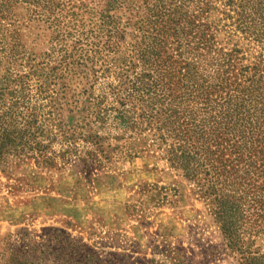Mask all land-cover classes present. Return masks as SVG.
Returning <instances> with one entry per match:
<instances>
[{
  "label": "trees",
  "instance_id": "16d2710c",
  "mask_svg": "<svg viewBox=\"0 0 264 264\" xmlns=\"http://www.w3.org/2000/svg\"><path fill=\"white\" fill-rule=\"evenodd\" d=\"M24 1L49 46L38 56L17 30L0 38V161L89 174L153 153L205 189L240 264H264L262 196L246 216L243 192L216 184L220 163L241 164L234 150H264V0H196L192 11L144 0L154 4L135 21L117 13L127 0Z\"/></svg>",
  "mask_w": 264,
  "mask_h": 264
},
{
  "label": "rangeland",
  "instance_id": "374dc122",
  "mask_svg": "<svg viewBox=\"0 0 264 264\" xmlns=\"http://www.w3.org/2000/svg\"><path fill=\"white\" fill-rule=\"evenodd\" d=\"M66 1L95 7L104 0ZM193 1L186 5L198 10ZM153 4L127 0L117 13L130 9L135 21ZM32 18L26 1L0 0V38L6 28L17 30L23 45L40 56L50 34ZM218 18L215 13L210 20ZM218 37L225 39L223 32ZM234 151L241 164L220 163L216 184L231 196L243 192L248 216L255 192L264 200V150ZM246 152L251 170H243ZM71 167L48 171L26 158L0 161V264H240L205 189L153 153L89 174L81 164ZM254 241L264 251V233Z\"/></svg>",
  "mask_w": 264,
  "mask_h": 264
}]
</instances>
